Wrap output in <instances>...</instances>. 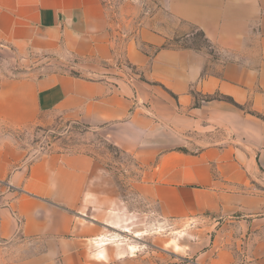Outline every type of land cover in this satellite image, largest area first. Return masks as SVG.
<instances>
[{
	"label": "crops",
	"instance_id": "1",
	"mask_svg": "<svg viewBox=\"0 0 264 264\" xmlns=\"http://www.w3.org/2000/svg\"><path fill=\"white\" fill-rule=\"evenodd\" d=\"M152 1L155 12L140 14L137 0L118 19L104 0H0V47L52 65L0 75V181L16 189L0 187V264L108 255L109 224L87 212L93 156L52 148L12 170L23 158L5 130L49 117L131 154L138 193L170 223L211 219V247L171 264H264V0ZM171 18L201 31L209 50L171 44ZM118 58L140 77L113 78ZM215 94L240 107L204 99Z\"/></svg>",
	"mask_w": 264,
	"mask_h": 264
},
{
	"label": "rangeland",
	"instance_id": "2",
	"mask_svg": "<svg viewBox=\"0 0 264 264\" xmlns=\"http://www.w3.org/2000/svg\"><path fill=\"white\" fill-rule=\"evenodd\" d=\"M104 1L109 13L119 19L121 12L126 15L135 7L137 0ZM143 2L140 14L157 10L152 0ZM171 22L179 34L171 39V44L209 50V45L196 27L174 18H171ZM50 62L42 56L20 57L0 47L2 76L23 77L37 69L42 74ZM62 64L56 63V69L84 74ZM110 68L113 78L118 80L133 81L140 77L138 71L124 59L118 58ZM5 132L10 135L18 155L23 158L12 159V170L29 167L52 148L86 152L95 158L96 174L89 182L92 191L87 198L90 203L87 212L107 220L110 239L103 246L108 255L100 256L98 252V258L88 260V264H122L119 259L122 254L129 259L138 257L143 264L182 263L184 260L195 261L200 252L211 247V219L174 224L159 216L153 202L137 191L135 184L139 179V166L136 159L113 146L99 131H89L83 125L61 117H49L46 123L6 129ZM0 187L5 191L16 190L8 179L1 180ZM129 245H134L136 250L130 252ZM93 248L95 251L101 249L94 244Z\"/></svg>",
	"mask_w": 264,
	"mask_h": 264
},
{
	"label": "trees",
	"instance_id": "3",
	"mask_svg": "<svg viewBox=\"0 0 264 264\" xmlns=\"http://www.w3.org/2000/svg\"><path fill=\"white\" fill-rule=\"evenodd\" d=\"M200 33L202 34V36L204 37L203 33L200 31ZM205 39V37H204ZM206 40V39H205ZM207 42V41H206ZM208 44V43H207ZM223 99V100H226L230 103H232L233 105L237 106V107H240V105H238L237 103H235L230 97H227V96H224V95H219V94H215V95H212V96H205V100H210V99Z\"/></svg>",
	"mask_w": 264,
	"mask_h": 264
},
{
	"label": "bare ground",
	"instance_id": "4",
	"mask_svg": "<svg viewBox=\"0 0 264 264\" xmlns=\"http://www.w3.org/2000/svg\"><path fill=\"white\" fill-rule=\"evenodd\" d=\"M128 248L130 252H134L136 250L134 245H129Z\"/></svg>",
	"mask_w": 264,
	"mask_h": 264
}]
</instances>
